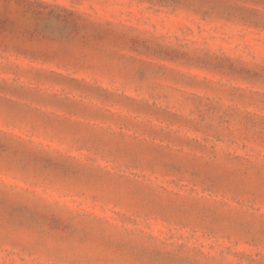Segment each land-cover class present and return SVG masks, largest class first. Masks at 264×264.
<instances>
[{"label": "rangeland", "instance_id": "rangeland-1", "mask_svg": "<svg viewBox=\"0 0 264 264\" xmlns=\"http://www.w3.org/2000/svg\"><path fill=\"white\" fill-rule=\"evenodd\" d=\"M0 264H264V0H0Z\"/></svg>", "mask_w": 264, "mask_h": 264}]
</instances>
